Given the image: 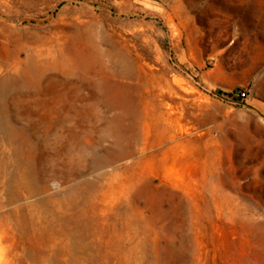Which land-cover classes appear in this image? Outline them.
<instances>
[{"label":"rangeland","instance_id":"rangeland-1","mask_svg":"<svg viewBox=\"0 0 264 264\" xmlns=\"http://www.w3.org/2000/svg\"><path fill=\"white\" fill-rule=\"evenodd\" d=\"M0 264H264V0H0Z\"/></svg>","mask_w":264,"mask_h":264},{"label":"trees","instance_id":"trees-1","mask_svg":"<svg viewBox=\"0 0 264 264\" xmlns=\"http://www.w3.org/2000/svg\"><path fill=\"white\" fill-rule=\"evenodd\" d=\"M216 94L219 95V96H221V97H224L226 99L232 100V101H240L244 97L241 94L225 93L222 90H217L216 91Z\"/></svg>","mask_w":264,"mask_h":264}]
</instances>
